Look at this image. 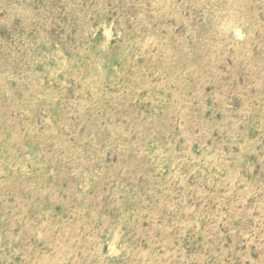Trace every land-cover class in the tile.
<instances>
[{
  "label": "rangeland",
  "instance_id": "rangeland-1",
  "mask_svg": "<svg viewBox=\"0 0 264 264\" xmlns=\"http://www.w3.org/2000/svg\"><path fill=\"white\" fill-rule=\"evenodd\" d=\"M0 264H264V0H0Z\"/></svg>",
  "mask_w": 264,
  "mask_h": 264
}]
</instances>
